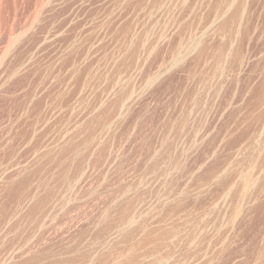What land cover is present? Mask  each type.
Segmentation results:
<instances>
[{
	"label": "rangeland",
	"instance_id": "obj_1",
	"mask_svg": "<svg viewBox=\"0 0 264 264\" xmlns=\"http://www.w3.org/2000/svg\"><path fill=\"white\" fill-rule=\"evenodd\" d=\"M0 264H264V0H0Z\"/></svg>",
	"mask_w": 264,
	"mask_h": 264
}]
</instances>
